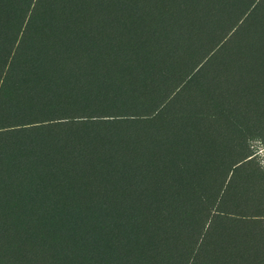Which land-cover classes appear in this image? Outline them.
<instances>
[{
  "label": "trees",
  "instance_id": "16d2710c",
  "mask_svg": "<svg viewBox=\"0 0 264 264\" xmlns=\"http://www.w3.org/2000/svg\"><path fill=\"white\" fill-rule=\"evenodd\" d=\"M18 26L0 69V134L38 135L20 155L34 157L41 199L106 208L55 218L74 251L61 257L102 264L100 237L121 264H264V245L239 235L256 216L225 201L251 153L225 168L189 142L204 121L241 149L264 130V0H28ZM189 48L205 50L190 68ZM226 56L234 70L208 79Z\"/></svg>",
  "mask_w": 264,
  "mask_h": 264
},
{
  "label": "rangeland",
  "instance_id": "374dc122",
  "mask_svg": "<svg viewBox=\"0 0 264 264\" xmlns=\"http://www.w3.org/2000/svg\"><path fill=\"white\" fill-rule=\"evenodd\" d=\"M26 2L28 0H0V69L6 53L5 46L19 29L18 23L26 8ZM200 38L202 44L210 45L208 48L213 47L212 41H208L209 38L208 40ZM194 51L192 48L180 51L181 64L190 68L199 63L204 57L205 50L197 53H193ZM216 61L207 71L208 79L217 65L222 79L225 78V74L227 76L229 71L234 70L228 66L229 61L233 62V57L229 60L227 56L220 57ZM240 68H237L238 71ZM200 128H203V132L196 130L190 132L189 142L192 146L201 147L200 152L224 160L225 168L246 153H251L248 156L252 157L250 164L236 173L234 185L227 190L225 201L238 214L256 216L257 222L241 228L239 234L242 238L241 243L245 246L249 243L253 247L264 245V194L261 193V187L264 186V130L258 134L252 133L250 135L252 137L247 139L244 148L241 149L236 143L229 142L228 137L222 136L218 141L215 140L214 131L208 121H204ZM193 135L199 137L197 143L193 142ZM33 136L38 135L27 132L0 134V264H81L82 259L77 250L74 262L61 257L65 253L74 254V251L62 241V235L55 229L54 224H57L55 218L89 214L101 218L106 208L103 204L100 209L84 208L83 204L95 206L96 201L90 199L82 200V205L73 197L69 199L68 204L56 196L54 199L57 201L49 202L48 197L41 199L35 193L40 191H36V172L32 169L31 161L34 157L32 154L27 157L20 155L21 150H37V147H31ZM251 168L254 171L250 178L248 174ZM47 218L51 219L50 227L45 224ZM120 235L125 242V233H119L118 236ZM95 239L96 251L104 255L102 264H121L125 261V256L114 246H107L100 237ZM108 247V253L113 252V260L110 257L108 259L105 254ZM49 257L54 261L49 260Z\"/></svg>",
  "mask_w": 264,
  "mask_h": 264
}]
</instances>
